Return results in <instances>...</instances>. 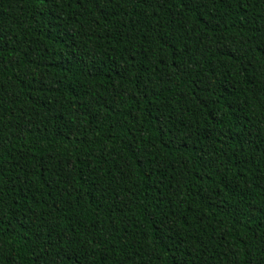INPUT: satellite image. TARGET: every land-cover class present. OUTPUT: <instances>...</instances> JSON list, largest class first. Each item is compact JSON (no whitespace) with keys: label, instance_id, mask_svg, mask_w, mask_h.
I'll return each mask as SVG.
<instances>
[{"label":"trees","instance_id":"obj_1","mask_svg":"<svg viewBox=\"0 0 264 264\" xmlns=\"http://www.w3.org/2000/svg\"><path fill=\"white\" fill-rule=\"evenodd\" d=\"M0 264H264V0H0Z\"/></svg>","mask_w":264,"mask_h":264}]
</instances>
